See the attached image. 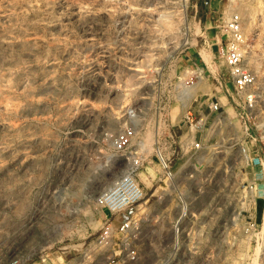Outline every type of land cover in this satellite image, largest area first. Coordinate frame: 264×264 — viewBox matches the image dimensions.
Returning <instances> with one entry per match:
<instances>
[{
    "label": "rangeland",
    "instance_id": "rangeland-1",
    "mask_svg": "<svg viewBox=\"0 0 264 264\" xmlns=\"http://www.w3.org/2000/svg\"><path fill=\"white\" fill-rule=\"evenodd\" d=\"M32 1L0 0V264H120L116 237L101 250L89 237L102 222L94 199L126 172L144 199L113 224L132 220L135 264H253L249 225L263 206L253 213L248 202L236 106L214 78L224 72V25L238 14L245 64L264 88V0ZM190 76L181 103L177 87ZM210 100L226 118L198 195L180 169L188 127L179 120L207 114ZM129 128L130 146L115 152L113 137ZM156 142L178 153L174 188L197 218L176 255L174 190L160 178Z\"/></svg>",
    "mask_w": 264,
    "mask_h": 264
},
{
    "label": "built area",
    "instance_id": "built-area-1",
    "mask_svg": "<svg viewBox=\"0 0 264 264\" xmlns=\"http://www.w3.org/2000/svg\"><path fill=\"white\" fill-rule=\"evenodd\" d=\"M224 29L227 35L226 44L218 56L223 61L224 72H218L214 80L216 88L223 93L226 104L236 106V119L241 139L237 146V154L250 171V178L244 190L249 193L248 202L252 205L253 213L257 212L259 202L263 206L261 221L257 223L252 220L249 225L253 264H264V115L257 114V112L262 113L264 88L259 83L256 73L245 64L244 38L239 15L232 14L225 23ZM189 68L191 67L188 66L186 69L191 72ZM191 80L190 76V79H186L184 84L177 87V98L181 103L188 96L187 85L191 84ZM225 118L219 102L210 100L207 104V114L195 119L190 112H185L179 120V124L188 127L186 140L179 139L177 145L179 149L177 152H181L180 158L183 159L180 169L188 170L185 180L193 183L194 191L198 195H202L206 187L204 185L208 177L206 171L212 156L217 153L218 139L222 137L219 130ZM133 136L134 132L130 128L118 132L111 142L112 149L117 153L124 152L130 146ZM156 137L158 139V135ZM177 154H166L159 142H156L154 157L160 178L164 184L172 187L175 196L177 211L170 226L171 250L174 255L184 242H188L193 227L192 220L197 219L192 213L190 198L174 188L177 178L174 160ZM143 199V189L130 172L121 174L103 189L94 199V206L99 208L102 222L94 233L92 230L89 237L90 246L93 249H104L110 246L116 237L121 252L120 264H135L137 250L132 242L137 232L132 220L123 219L115 225L113 223L118 215L139 205ZM62 249V247L54 248L52 254L59 255ZM33 263L34 261H30L29 264ZM40 263H44L42 258ZM8 264H18V262L11 260Z\"/></svg>",
    "mask_w": 264,
    "mask_h": 264
},
{
    "label": "bare ground",
    "instance_id": "bare-ground-1",
    "mask_svg": "<svg viewBox=\"0 0 264 264\" xmlns=\"http://www.w3.org/2000/svg\"><path fill=\"white\" fill-rule=\"evenodd\" d=\"M30 1H31V0H30ZM33 1H34V0H33ZM33 1H32V2H33ZM25 3H26V2H25ZM29 3H30V2H29ZM23 4H24V3H23ZM45 5H46V4H45ZM24 6H25V5H24ZM28 6H29V5H28ZM28 6H27V7H28ZM74 6H75V5H74ZM80 6H81V5H80ZM83 6H84V5H83ZM83 6H82V7H83ZM18 7H20V6H18ZM25 7H26V6H25ZM77 7H78V5H77ZM82 7H79L78 10L81 9ZM84 7H85V6H84ZM9 8H10V7H9ZM9 8H8V9H9ZM8 9H7V11L10 10V9H9V10H8ZM19 9H20V8H19ZM73 9H74V8H73ZM86 9H87V8H86ZM45 10H46V9H45ZM47 10H48V9H47ZM11 11H12V10H11ZM19 11H20V10H19ZM19 11H17V12H19ZM81 11H82V10H80V11H78V12L80 13ZM3 12H4V11H3ZM72 12H73V11H72ZM108 12H109V11H108ZM6 13H7V12H6ZM10 13H13V11L10 12ZM19 13H20V12H19ZM82 13L84 14L85 12H82ZM47 14H48V13H47ZM73 14H74V13H73ZM85 14H86V13H85ZM9 15H11V14H9ZM40 15H41V14H40ZM86 15H87V14H86ZM91 15H92V14H91ZM41 16H42V15H41ZM45 16H46V14H45ZM81 16H82V14H81ZM84 16H85V15H84ZM7 17H8V16H7ZM7 17H6V18H7ZM13 18H14V17H13ZM38 18H39V17H38ZM40 18H41V17H40ZM45 18H46V17H45ZM79 18H80V17H79ZM43 19H44V18H43ZM83 19H84V18H83ZM33 20H34V19H33ZM36 21H37V20H36ZM36 21H35V22H36ZM57 21H58V20H57ZM30 22H31V21H30ZM35 22H34V23H35ZM47 22H48V21H47ZM37 23H38V22H37ZM75 23H76V22H75ZM75 23H74V24H75ZM89 23H90V21H89ZM31 24H33V23H31ZM55 24H56V23H55ZM61 24H62V23H61ZM72 24H73V23H72ZM87 24H88V23H87ZM33 25H34V24H33ZM64 25H65V24H64ZM78 25H79V24H78ZM85 25H86V24H85ZM85 25H84V26H85ZM88 25H89V24H88ZM90 25H91V24H90ZM96 25H97V24H96ZM34 26L36 27L37 25H34ZM38 26H39V25H38ZM51 26H52V25H51ZM48 27H49V26H48ZM65 27H66V26H65ZM65 27H64V29H65ZM78 27H79V26H78ZM82 27H83V26H82ZM44 28H45V27H44ZM60 28H61V26H60ZM86 28H87V26H86ZM62 29H63V28H62ZM62 29H61V30H62ZM83 30H84V29H83ZM87 30H88V29H87ZM87 30H86V31H87ZM27 31H28V30H27ZM62 32H63V31H62ZM31 33H32V32H31ZM91 33H92V32H91ZM63 34H64V33H63ZM84 34H85V33H84ZM87 34H88V32H87ZM89 34H90V33H89ZM4 36H5V35H4ZM33 36H34V35H33ZM84 36H86V35H84ZM87 36H88V35H87ZM0 37H1V36H0ZM129 37H130V36H129ZM89 38H90V36H89ZM121 38H122V37H121ZM33 39L35 40V38H33ZM86 39H88V38H86ZM132 40H133V39H132ZM0 41H1V40H0ZM4 41H5V40H4ZM92 41H93V40H92ZM32 42H33V41H32ZM36 42H37V41H36ZM38 42H39V41H38ZM33 43H34V42H33ZM41 43H42V42H41ZM3 45H4V44H3ZM4 46H5V45H4ZM33 46H34V44H33ZM5 47H7V46H5ZM25 48H26V47H25ZM28 49H29V48H28ZM35 51H36V50H34V52H35ZM88 51H89V50H88ZM17 52H18V51H17ZM21 52H22V51H21ZM18 53H19V52H18ZM106 53H107V52H106ZM99 54H100V53H99ZM8 55H9V53H8ZM2 57H3V56H2ZM6 57H8V56H6ZM104 57L106 58L107 55H104ZM89 58H90V57H89ZM91 58H92V57H91ZM5 59H6V58H4V60H5ZM51 60H52V59H51ZM8 61H9V59H8ZM11 62H12V61H11ZM44 63H45V62H44ZM103 64H104V63H103ZM42 65H43V64H42ZM52 65H53V64H52ZM91 65H92V64H91ZM89 68H90V67H89ZM98 70H100V72L102 71V69H100V68H98ZM95 71H96V70H95ZM95 71H94V72H95ZM89 74H90V73H89ZM98 74H99V73H98ZM21 76H22V75H21ZM89 78H90V77H89ZM55 80H56V79H55ZM49 82H50V81H49ZM51 82H53V80H52ZM51 82H50L49 84H51ZM62 85H63V84H62ZM64 85H65V84H64ZM65 86H66V85H65ZM65 86H64L63 88H65ZM89 87H90V86H89ZM66 88H67V87H66ZM63 90H64V89H63ZM90 90H91V89H90ZM84 92H85V91H84ZM145 138H146V137H145ZM145 141H146V140H145ZM147 141H148V136H147ZM148 142H149V141H148ZM146 143H147V142H146ZM146 143H144V144H146ZM147 144H148V143H147ZM148 145H149V144H148ZM0 149H2V148L0 147ZM3 149H4V148H3Z\"/></svg>",
    "mask_w": 264,
    "mask_h": 264
}]
</instances>
